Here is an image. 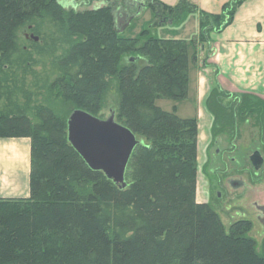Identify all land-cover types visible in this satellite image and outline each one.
<instances>
[{
    "label": "trees",
    "instance_id": "16d2710c",
    "mask_svg": "<svg viewBox=\"0 0 264 264\" xmlns=\"http://www.w3.org/2000/svg\"><path fill=\"white\" fill-rule=\"evenodd\" d=\"M105 1L76 11L60 0H0V138L30 140L29 196L0 198V264H264V237L258 250L250 220L226 230L210 204L196 201V121L153 105L186 96L187 55L184 41L152 29L196 8L188 0ZM137 1L152 19L136 38L119 37L115 14L131 19ZM243 1L199 12L189 43L205 45ZM111 92L119 123L149 142L136 167L137 146L132 151L123 189L91 170L67 140L69 114L98 115ZM225 97L216 87L205 99L213 138L248 121L263 130L264 100L241 94L226 104ZM167 137L186 154L173 160L172 147L160 142Z\"/></svg>",
    "mask_w": 264,
    "mask_h": 264
},
{
    "label": "crops",
    "instance_id": "0c3cea01",
    "mask_svg": "<svg viewBox=\"0 0 264 264\" xmlns=\"http://www.w3.org/2000/svg\"><path fill=\"white\" fill-rule=\"evenodd\" d=\"M159 1L173 6L179 0ZM188 1L196 8V11L182 15L177 23L163 24L165 27L175 28L178 31L161 37L164 40H182L186 43V96L178 100L156 98L153 105L164 112L172 113L178 119L196 121L198 132L196 151L197 156L198 153L201 155V158H198L201 159L202 164L205 149L210 142L213 122V117L204 104L210 91L218 87L230 94H251L264 100V0H244L227 26L219 31L210 32L206 44L197 45L195 48L189 41L199 31V12L218 14L222 6L230 0ZM61 3H63L62 0ZM136 5L138 8L133 17L146 8L139 1ZM128 19L127 25L121 30H125L129 25L131 19ZM151 19H147L146 23H149ZM196 49L200 51L199 55L195 53ZM159 100H170L174 104L166 111L156 105ZM181 105L191 107L190 115L187 117L179 115ZM29 171L30 140L0 138V198L28 197ZM259 205L264 208V195L259 197Z\"/></svg>",
    "mask_w": 264,
    "mask_h": 264
},
{
    "label": "rangeland",
    "instance_id": "374dc122",
    "mask_svg": "<svg viewBox=\"0 0 264 264\" xmlns=\"http://www.w3.org/2000/svg\"><path fill=\"white\" fill-rule=\"evenodd\" d=\"M62 1L63 3L67 2L66 0H62ZM63 3H61V5H63L64 8H73L76 11L97 10L104 8L106 5L105 0H70V1L68 0L67 3H64L65 5ZM119 12L115 14L114 17L116 23L115 26L119 31L118 36L126 39L136 38L145 27H148L147 26L148 24L146 23L147 19L149 18L151 19L150 9L144 8V10L139 15L131 18L129 25L125 28V30H121V28L125 26L124 24L125 22H127V19L129 17L122 18L120 17L121 12L120 13ZM177 31L178 30L175 28L173 29L171 27H165L164 25L157 26L152 29L153 34L159 38L165 37L166 34L172 35L173 32L177 33ZM195 53L199 55L200 51L196 49ZM129 56L130 53H125L122 59H124L125 62H128V58H133ZM139 63L140 61L138 62V64ZM224 92L229 96V97H225L226 99H224V103L227 104L230 101L234 100L235 98L239 100L238 99L239 95L230 94L226 91ZM57 104H60V101H58ZM173 104H174L173 101L170 100H159L156 105L168 111ZM115 106H116L115 95L113 92H111L107 98L106 106L100 111L98 115H96V117L100 119H107L109 116L112 115L114 120L119 123L120 121H122L121 119L122 117H120V115H117ZM66 108L67 107H65L64 109ZM190 109L191 107L189 106L181 105V110L179 115L181 117H187L191 113ZM202 123H206V122L202 121ZM197 134L198 132L196 129L195 136H193V140L191 139L192 143L196 141L197 144ZM134 135L140 141L133 152L134 157H132L130 160L131 162H133V166L136 167L138 163L134 162L135 160H137L139 163H143L144 161V157L142 156L143 154L141 153V150H143L141 149L142 148L141 146H145V144L147 145L149 142L139 134H134ZM213 141H215L214 144L212 143V145L208 147V151H207L208 152L207 154L209 156V161L206 167L203 168V173L204 175H206L205 177L211 180L212 184L214 185L216 181L220 180V177H223V175H221V171L229 172L231 175L230 177H232L231 179L234 181H241L243 179L246 181L247 180L246 175L250 174L251 175L250 182L252 183L250 187L249 186L242 188L240 187L236 190L235 197H237L238 199H235L234 202L227 204V207H223L222 205H219V207L215 206V210L226 230H228L229 226L238 219L250 220L252 223V228L249 232V235L252 238H254V240L257 242L258 250H259L261 240L264 237V214L261 211L262 208L261 206H259L257 200H259L260 196L264 195V165L261 167V169H259V171H255L251 167V164L248 162L247 158L254 150H258V149H261L260 151L262 152V156L264 158V128L263 130L259 131V128L256 127L255 123L248 121L245 124L239 125L237 129L235 128L234 133L231 134L230 137L228 136V133L224 134V132L219 133L218 131H216ZM160 142L167 144L169 146L173 145L172 144L173 141H170L169 137H167L166 139L161 138ZM174 144L176 145V143ZM171 147H172V151H170V154L171 155L174 154L173 155L174 157H172L173 160H177L176 159L177 157L180 158V156L186 154L187 151L186 149L181 150L179 148L180 149L179 150L176 149L178 147L174 149L173 146ZM225 148H229V150L225 154L222 153V155L224 154L223 157L225 160L221 159L222 155L220 156L213 154L215 149L219 151L221 150V152H225L226 150ZM150 156L148 158V161H146L147 163L146 169L151 168L152 169L151 171L153 173L156 171L155 169L156 163L154 162V156L153 157L152 155ZM198 157L201 158V155L200 153H198L197 156V151H196L195 162H196L197 170H196L195 195L197 194L196 199L201 203L205 201L207 197L205 192L206 178L204 176H201L200 174L201 159ZM119 188L123 189L125 187H119ZM216 191H219V188H217Z\"/></svg>",
    "mask_w": 264,
    "mask_h": 264
},
{
    "label": "water",
    "instance_id": "95a60500",
    "mask_svg": "<svg viewBox=\"0 0 264 264\" xmlns=\"http://www.w3.org/2000/svg\"><path fill=\"white\" fill-rule=\"evenodd\" d=\"M37 40V38H34ZM67 140L91 170L101 171L119 187H125L124 174L139 140L113 116L100 119L74 109L67 118Z\"/></svg>",
    "mask_w": 264,
    "mask_h": 264
},
{
    "label": "flooded vegetation",
    "instance_id": "af4514ba",
    "mask_svg": "<svg viewBox=\"0 0 264 264\" xmlns=\"http://www.w3.org/2000/svg\"><path fill=\"white\" fill-rule=\"evenodd\" d=\"M260 130L261 129H259V131ZM213 139L214 138L212 137L211 130H210V142L205 149L204 161L200 167L201 174L204 177L206 175H204V173H203V168L206 167V165L209 161V156L207 154L208 153L207 151H208V147L211 146L212 143L214 144L215 141H213ZM230 144H231V141H230ZM229 148H225L226 149L225 152H221V150L219 151V150L215 149L213 154L221 156L222 153L225 154L229 150ZM260 150L261 149L254 150L247 158L248 162L251 164V167L255 171H259V169H261V167L264 165V158H263L262 152ZM224 154L221 157L222 160H225L223 157ZM252 164H253V166H252ZM218 170H220V169H218ZM221 175H223V177H220V180L216 181V183L214 185L212 184L211 180H209L207 177H205L206 178L205 192H206L207 197H206V200L204 202L210 204L214 209H215V206L219 207V205H222L223 207H227V204L234 202L235 199H238L237 197H235V192L238 188H240V187L242 188V187H246V186L250 187V185H252V183L250 182L251 181V175L250 174L246 175L247 176L246 181L244 179L241 181H234L231 179L232 177H230L231 176L230 173L226 172V171H221ZM217 188H219V191H216ZM212 191H214V192H212ZM257 202L259 204V200H257ZM261 208H262L261 211L264 214V208L263 207H261Z\"/></svg>",
    "mask_w": 264,
    "mask_h": 264
}]
</instances>
